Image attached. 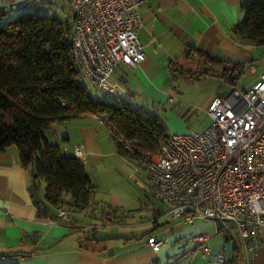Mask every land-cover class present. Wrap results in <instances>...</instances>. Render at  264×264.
<instances>
[{"label":"crops","instance_id":"0c3cea01","mask_svg":"<svg viewBox=\"0 0 264 264\" xmlns=\"http://www.w3.org/2000/svg\"><path fill=\"white\" fill-rule=\"evenodd\" d=\"M47 1L0 0V9L25 10L33 5L47 6ZM243 1L146 0L140 8L146 58L137 66L115 69L111 79L118 90L104 91L140 105H144L140 99L155 104L163 103L165 97L175 104L170 109L164 107L170 134L191 131L184 116L193 112L192 108H203L207 116L208 105L217 94L182 90L178 77L182 74L193 80L200 75H221L188 50L243 64L253 80L242 89L250 88L264 72V46L249 44L232 32L242 16ZM208 123L207 116L201 126ZM49 137L85 164L96 185L91 205L77 211L66 208L69 220L40 216L31 191V167L21 164L16 146L0 151V263L165 264L160 251L170 241L172 248L183 249L179 260L187 264H218L194 243L187 245L192 243L191 236L198 234L192 232L194 226L174 218L156 198L148 169L121 150L102 116L88 114L55 122ZM44 188L42 182L40 196ZM260 234L262 243L253 264H264V226ZM152 235L164 241L159 250L148 242ZM228 242H232L229 248ZM236 245V239L223 237L220 245L210 248L212 253L224 249L230 259ZM241 255L245 264L242 250Z\"/></svg>","mask_w":264,"mask_h":264},{"label":"built area","instance_id":"2783aa9c","mask_svg":"<svg viewBox=\"0 0 264 264\" xmlns=\"http://www.w3.org/2000/svg\"><path fill=\"white\" fill-rule=\"evenodd\" d=\"M67 1L75 14L71 57L99 88L117 92L112 72L146 58L140 36V8L146 0ZM207 116L206 127L171 133L155 152L108 126L148 169L156 198L174 218L191 225L198 220L213 222L215 234L236 239L244 263L253 264L264 226V72L248 89L216 95ZM57 215L70 219L65 208ZM210 239L207 232L190 238L204 256L224 263L225 250L212 253ZM148 242L154 250L164 244L154 235Z\"/></svg>","mask_w":264,"mask_h":264},{"label":"trees","instance_id":"16d2710c","mask_svg":"<svg viewBox=\"0 0 264 264\" xmlns=\"http://www.w3.org/2000/svg\"><path fill=\"white\" fill-rule=\"evenodd\" d=\"M241 12L232 32L249 44L264 46V0H244ZM74 24V13L59 18L50 13L49 4L0 9V151L16 146L21 164L31 167V191L40 216L58 217L59 208L87 209L96 190L85 164L50 139L55 122L97 114L125 138L152 152L170 136L157 111L98 91V86L90 92L70 54ZM188 51L232 85L245 72L241 63L229 64L194 48ZM118 144L137 161L134 153ZM42 182L45 188L40 196ZM242 263L241 247L236 245L223 264Z\"/></svg>","mask_w":264,"mask_h":264},{"label":"rangeland","instance_id":"374dc122","mask_svg":"<svg viewBox=\"0 0 264 264\" xmlns=\"http://www.w3.org/2000/svg\"><path fill=\"white\" fill-rule=\"evenodd\" d=\"M48 3L46 5H50V13L62 18V19H68L72 17L73 15V9L71 7V4L67 0H48ZM206 66H203V69H205ZM186 75H180L178 77L179 86L178 88L185 90L187 92L193 91V92H203L209 93V94H217V95H223L229 90H231L233 87H237L239 89H242L243 87L247 86L252 80H253V74L246 70V72L240 76L237 84L235 86L231 85L230 83H227L224 79H222L217 74H209V75H200L199 78H194L193 80H190L186 78ZM84 85L87 86V88L90 90V92L93 93L96 92L95 87L97 86L93 81L86 78L84 81ZM103 92L104 89H99L98 91ZM106 94L114 96L115 94H112L110 92H107ZM163 103L155 102L153 104L152 102H146L144 99H140L139 103L144 104L146 108H148L150 111H156L158 109L161 114H163L164 119L166 123L169 121V114H167L166 109H170V107H175V104L168 103L166 98H162ZM186 108V105L184 106ZM180 108V107H179ZM194 110L191 113H187V115L184 116V121L186 124L187 129L189 130H199L202 129L203 125L207 121L206 111L203 108H192ZM186 111H188V108H186ZM168 132H172V129H170L169 126H167ZM192 232L193 233H199V232H211V240L209 242L210 246H218L223 242V236L219 234H214L213 231L215 229V224L211 221H201L198 220L193 225ZM171 242L168 241L165 246L161 248L160 256L162 257V261L165 264H187L186 260H179L181 257V254L183 252V249H178L176 247H171ZM193 243H188V246H192ZM232 242L227 243V247H231ZM166 253H171L172 256H167ZM176 255V256H175ZM189 255L184 256L183 258H188ZM213 257V256H212ZM193 264V262H192ZM197 264V261H196ZM198 264H209L207 261L199 262Z\"/></svg>","mask_w":264,"mask_h":264}]
</instances>
